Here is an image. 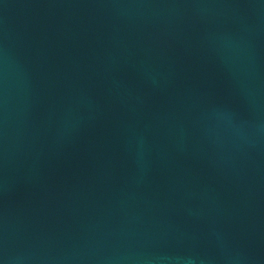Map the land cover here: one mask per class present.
I'll use <instances>...</instances> for the list:
<instances>
[{
    "label": "water",
    "instance_id": "obj_1",
    "mask_svg": "<svg viewBox=\"0 0 264 264\" xmlns=\"http://www.w3.org/2000/svg\"><path fill=\"white\" fill-rule=\"evenodd\" d=\"M0 264H264V0H0Z\"/></svg>",
    "mask_w": 264,
    "mask_h": 264
}]
</instances>
